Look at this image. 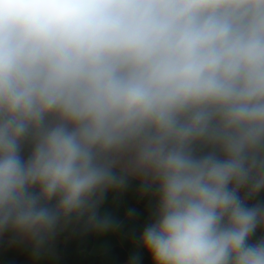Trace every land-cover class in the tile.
<instances>
[{
  "label": "clouds",
  "instance_id": "9594fccd",
  "mask_svg": "<svg viewBox=\"0 0 264 264\" xmlns=\"http://www.w3.org/2000/svg\"><path fill=\"white\" fill-rule=\"evenodd\" d=\"M130 178L151 264H264V0H0V235L119 227Z\"/></svg>",
  "mask_w": 264,
  "mask_h": 264
},
{
  "label": "crops",
  "instance_id": "0c3cea01",
  "mask_svg": "<svg viewBox=\"0 0 264 264\" xmlns=\"http://www.w3.org/2000/svg\"><path fill=\"white\" fill-rule=\"evenodd\" d=\"M249 203H264V191ZM154 207L155 201L151 194H141L138 179L130 178L128 187L121 192L106 194L99 214L110 215L119 223V227L104 233L94 232L88 254L101 256L115 248H120L128 254V260L124 264H129L133 255L140 256L139 264H151L149 255L139 247L138 242L144 227L150 222ZM129 211L134 214L129 216ZM81 223L70 224L38 257L33 255L30 242L18 240L11 233L0 235V264H61L60 249L65 248L72 241ZM262 235L264 233L258 230L250 242L255 243Z\"/></svg>",
  "mask_w": 264,
  "mask_h": 264
},
{
  "label": "trees",
  "instance_id": "16d2710c",
  "mask_svg": "<svg viewBox=\"0 0 264 264\" xmlns=\"http://www.w3.org/2000/svg\"><path fill=\"white\" fill-rule=\"evenodd\" d=\"M27 149L25 150V155ZM94 231L85 230L83 222L78 227L72 241L60 249L61 264H124L128 260V254L120 248H115L105 255L91 256Z\"/></svg>",
  "mask_w": 264,
  "mask_h": 264
},
{
  "label": "built area",
  "instance_id": "2783aa9c",
  "mask_svg": "<svg viewBox=\"0 0 264 264\" xmlns=\"http://www.w3.org/2000/svg\"><path fill=\"white\" fill-rule=\"evenodd\" d=\"M241 195L243 196V195H244V193L242 192V193H241Z\"/></svg>",
  "mask_w": 264,
  "mask_h": 264
}]
</instances>
